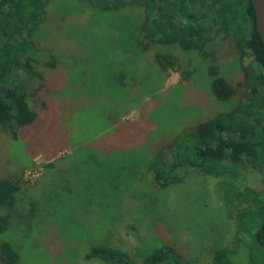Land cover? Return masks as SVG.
Instances as JSON below:
<instances>
[{
    "label": "trees",
    "instance_id": "16d2710c",
    "mask_svg": "<svg viewBox=\"0 0 264 264\" xmlns=\"http://www.w3.org/2000/svg\"><path fill=\"white\" fill-rule=\"evenodd\" d=\"M58 1L60 0H0V134H7L12 141L19 140L21 129L28 127V130H32V126L40 118V112L46 110L53 94L59 91L53 86L55 78L50 73L57 70L64 73L67 70L60 61V53L42 42V26L47 18L48 7ZM77 3L81 13L82 6L83 9L92 11L90 20L93 23H96L92 19L96 14L119 17L121 14L125 15L122 13L125 10L135 9L140 16L133 31L138 53L150 51L148 57L152 55L151 63L158 73L178 70L185 83L181 84L184 89L191 86V79L200 63L205 64L204 75L209 80L210 90L202 93V100L205 102L207 97H211L216 104L226 105V110L190 124L204 106V103H199L193 115L179 118L177 124L163 130L174 128L168 135L158 133V129L153 130L150 122L146 137L150 139L146 145L148 148H144L146 151L128 169L132 170L131 177L134 179L142 167L146 171L148 190L152 193L183 185L194 175L213 177L224 183V200L232 197L231 203L236 201L242 207L241 212L246 208L251 212L249 215L246 212L247 215L240 218L235 233L237 247L218 250L213 261L207 264H256L251 247H264V188L260 191L250 185L237 191L235 185L227 184L228 180L229 183L236 182L242 169L264 177V42L256 27L252 0H77ZM198 11L210 15V26L201 22ZM201 15L206 17L205 14ZM88 25L90 27L89 23ZM218 40L230 41L238 52L242 71L237 81L231 78V67L228 66L230 71H224V64H220V58L215 54L214 47ZM155 47H177L182 53L193 55L196 60L193 62L192 57L182 63L177 55L169 51L153 54ZM135 60L137 57L128 59V63L124 60L118 62L120 69L116 71L113 83L108 81L111 94H119L122 90L127 93L135 92V87H147L146 90H149L150 76L146 77V86L143 82L138 83L142 73L139 70L140 60L136 63ZM247 60L249 62L245 64ZM234 65L238 66L237 61ZM88 90L92 92V88ZM190 91L186 90L188 93ZM236 97L238 99L234 101ZM35 103L40 106H35ZM156 107L153 104L141 110L151 111ZM106 120L114 122L112 113L106 116ZM182 122L183 125L179 127ZM48 167L51 169L53 166ZM13 170L16 168L0 179L2 264H20L26 259L27 256H22L18 247L22 243L29 252L27 244L31 238L33 245L44 250L40 242H35L36 234L41 233V230H45L53 239L58 240L59 236L67 242L60 246L54 256L59 252L63 253L65 247H71L68 244L75 242L79 244L78 248L87 262L195 264L164 240L159 244L158 240L161 238L151 246L148 244L138 250L139 261L123 249L107 244L115 230L109 232V228L103 227L104 220L112 221L111 229L112 226L115 227L122 205V200L117 197L132 189V185L127 182L115 185L121 177L115 175L114 185L103 186V191L98 194L103 199L100 202L103 213L98 212L99 218H91L96 226L90 232L78 236L66 227L59 234L62 224L53 226L55 222L64 221L63 216H59L64 205L59 192L71 193V190L62 187L56 192L55 187L47 194V189L43 188L45 195L42 199L31 197L30 201L21 204L20 194L24 182L12 174ZM109 171L110 167L106 176ZM111 192L116 201L113 204L114 215L112 212L108 218L107 210L110 207L107 199L113 196ZM165 217L166 212L164 216L157 217V224L161 226L162 218ZM22 225L27 230L24 240L18 236ZM156 237L157 235L152 236L153 239ZM245 237L251 239L247 257L243 256L241 250L245 245ZM72 249L76 251V248ZM30 254L31 252L27 255ZM73 255L76 258V254ZM45 257L43 261L53 263L46 254ZM76 262L75 259L74 263Z\"/></svg>",
    "mask_w": 264,
    "mask_h": 264
},
{
    "label": "rangeland",
    "instance_id": "374dc122",
    "mask_svg": "<svg viewBox=\"0 0 264 264\" xmlns=\"http://www.w3.org/2000/svg\"><path fill=\"white\" fill-rule=\"evenodd\" d=\"M82 12L79 11L77 0H60L48 7L47 18L42 26V42L60 53V61L67 68L64 73L61 70L50 73L55 78L53 86L61 93L53 94L32 130H28V127L21 129L18 141H12L7 134H0V179L16 168L12 174L24 182L20 194L21 204L30 201L31 197L42 199L45 195L43 188L47 189V194L55 187L56 192L62 187L71 190V193L59 192L64 201L59 216H63L64 221L55 222L53 226L62 224L59 234L66 227L71 233L80 236L96 226L91 218H99L102 212L100 202L103 199L98 194L103 191V186L114 185L113 180L117 175L121 179L115 185L127 182L132 185V189L123 192L121 197L117 195L122 205L115 227L111 229L112 221L104 220L103 227L109 228V232L115 230L107 244L123 249L139 261L138 250L148 244L151 246L161 238L159 244L164 240L195 264L212 262L218 250L237 247L235 233L240 218L247 215L246 212L249 215L251 210L246 208L241 212L242 207L236 201L231 203L232 197L224 200V183L213 177L194 175L183 185L152 193L148 190L146 171L139 168L132 179V170L128 168L146 151L144 148H148L146 145L150 139L146 137L150 122L153 130L158 129V133L168 135L174 128L163 130L177 124L179 118L193 115L199 103H204V106L190 124L210 118L226 110L227 106L216 104L211 97L203 102L202 93L210 90L209 80L204 75V63H200L193 74L191 86L184 89L181 84L185 83L178 70L158 73L151 63L152 55L148 57L150 51L138 53L133 31L140 16L135 9L125 10L122 12L125 15L119 17L96 14L92 18L96 23L90 20L92 11L82 6ZM198 14L204 25H211L210 15L204 11H198ZM166 51L177 55L182 63L192 57L193 62L196 60L193 55L182 53L177 47H155L152 53ZM214 51L220 58V64H224L222 69L230 71V66L231 78L237 81L242 70L238 52L232 43L218 40ZM134 57L140 60L139 70L142 74L138 83L143 82L146 86V77L150 76L149 90H146L147 87H135V92L122 90L119 94H111L108 81L113 83L116 71L120 69L118 62H126ZM235 61L238 66L234 65ZM91 88L90 93L88 89ZM186 90L191 91L188 93ZM153 104L158 106L142 112L141 109ZM37 105L40 106L35 103ZM110 113L114 122L106 120ZM182 125L183 122L179 127ZM48 165L54 168L48 169ZM263 178L258 173L242 169L237 181L229 183L228 180L227 184L235 185L237 191L250 185L260 190L264 188ZM111 194L113 196L107 199L110 207L107 210L108 218L114 211L113 204L116 201L113 192ZM107 204L104 203L105 206ZM165 212L166 217L162 218L163 224L160 223V226L157 217L164 216ZM25 232L27 230L22 225L18 234L21 240L25 239ZM40 232L36 234L35 242H40L44 250L33 245L31 238L27 244L31 254L27 255L28 248L20 243V254L27 256L20 264H48L49 261H43L46 259L45 254L53 262L51 264H73L75 259L77 262L74 264H101L84 260L79 244L75 242L68 244L71 247H65L63 253L54 256L60 246L67 242L59 236L58 240L53 239L45 230ZM154 235H157L155 239L152 238ZM244 241L241 250L243 256L247 257L251 239L245 237ZM72 247L76 248L75 252ZM251 252L256 264H264V247L253 246Z\"/></svg>",
    "mask_w": 264,
    "mask_h": 264
},
{
    "label": "water",
    "instance_id": "95a60500",
    "mask_svg": "<svg viewBox=\"0 0 264 264\" xmlns=\"http://www.w3.org/2000/svg\"><path fill=\"white\" fill-rule=\"evenodd\" d=\"M256 16V27L264 42V0H252Z\"/></svg>",
    "mask_w": 264,
    "mask_h": 264
}]
</instances>
